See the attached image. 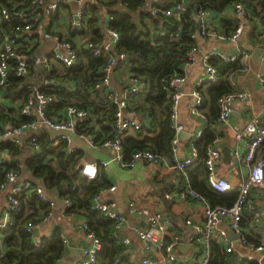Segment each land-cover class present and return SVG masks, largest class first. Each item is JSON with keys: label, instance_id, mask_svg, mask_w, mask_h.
Here are the masks:
<instances>
[{"label": "built area", "instance_id": "built-area-1", "mask_svg": "<svg viewBox=\"0 0 264 264\" xmlns=\"http://www.w3.org/2000/svg\"><path fill=\"white\" fill-rule=\"evenodd\" d=\"M103 0H23L20 4L0 5V21L3 23L0 27V89L4 87L7 77L10 74L16 77H24L31 69V63L21 53L18 43L25 40L23 36L29 33L33 26L37 24L43 16H49L54 13L62 2H74L77 5L72 14L73 26L83 27L87 25L88 12L93 7H97ZM152 0L151 5L142 10L152 15L162 17H172L177 22L181 20L182 14L189 10L190 23L193 26L189 38L197 40V37H216L236 43L242 30L243 23L238 21L236 26L227 35H220L211 28L208 22L211 10L196 4L193 0ZM164 2V3H163ZM230 5L231 14L236 18H244L248 14V9L241 2H232ZM112 19L110 15L109 20ZM264 26V20H263ZM181 29L180 24L176 25L175 31L170 34L171 37H177ZM111 36L110 43L98 45L94 42H87L85 48L93 56H99L102 52L107 54L106 61L102 66L103 75L95 80L89 86L96 94L99 93L109 82V74L118 65L122 64L130 69V57L124 52H114V47L119 40V32L109 27ZM52 36L56 40V49L53 51L52 58L62 63L66 68L74 66L78 58V49L71 41L44 33V37ZM260 39H264V32L259 34ZM198 46L195 43L186 53V62L191 63L195 60V54ZM112 50V51H111ZM138 55V54H137ZM212 57H217L225 64H234L237 61L249 58V52L243 48L235 47V50L226 52L206 53L202 57V63L206 70L203 76L198 80V84H211L218 80L217 67L210 62ZM182 65V66H183ZM185 76L182 72H174L169 78L165 79L161 88L167 96L168 103V123L172 131L170 140L171 156L167 157L159 152L150 149H138L132 151L128 157H125V150L122 144L123 137L130 131L139 130L142 124L128 115H135L134 110H129L128 99L118 96L109 91L105 95L106 100L113 108L111 117L103 120L97 117L84 106L77 104H65V117L55 119L48 115V109L63 101L62 86L55 80H44L42 86L26 85L27 93L23 104L19 108L20 121L11 127L0 129V141L10 139L14 144L20 143L19 136L25 130H31L33 133L40 128H47L56 132L53 139L61 140L65 143V149L71 143L73 136H78L86 144L93 148L109 147L113 151V161L121 168H133L137 163L157 164L162 163L168 169L177 170L180 174V183L175 196L180 200H196L201 205V218L197 221L186 219L185 224L190 227L191 233L186 240L170 232V219L160 211H152L148 208L138 206L133 200H130L126 207L128 214L138 218L147 224V227L134 226L132 231L136 238L142 244L144 255L138 264H181L182 258L175 251L177 246L188 244L189 253L186 258L191 264H209L211 259L212 242L217 243L224 252H234L232 242L226 238L227 230L221 228L226 224L228 230L237 236L238 243L249 250L259 252L264 256V245L256 244L245 236L242 231L241 222L245 217L257 221L262 212L255 208L250 201L248 194L252 187L264 185V152H261L264 145V122L260 121L259 114H252L243 129L236 134L237 138L245 137L246 151L243 156L234 152L235 158L245 164L247 167V176L240 182L235 200L230 205L211 204L201 193L196 191L190 181L187 167L197 158V150L194 146L190 152L183 158L177 157V145L179 143V134L183 126L179 123V102L184 93L180 85L184 82ZM259 81L264 84V77L259 76ZM46 88H50L47 90ZM146 88V82L143 78L128 75L126 90L130 96H138ZM250 93L243 86H235L233 89L219 95L216 100L217 116L216 123L227 125L229 118L233 113L235 102L250 100ZM1 105V98H0ZM203 98L199 90L192 92V99L189 102V112L192 115H198ZM264 111V101L261 104V111ZM93 123L101 121L102 124L108 123L110 126V137L105 140H96L93 133L84 129L79 124L87 120ZM96 122V123H97ZM200 133V132H199ZM30 143L35 150L33 158L43 159L45 163H50L54 158L49 154H43L39 141L35 134L30 137ZM221 157L220 151L213 147H207L204 153L203 165L211 189L218 193H225L231 189L230 183L226 178L219 176L216 171V165ZM6 164L0 178V190L6 192V206L0 218V262L5 256L8 246L5 243L7 236L6 230L9 227L16 226L19 222V214L22 215L21 197L29 194L34 195L40 202L48 204L49 208L53 205L49 201L40 187H34L30 182L19 178L20 164L14 161H0ZM103 165V164H102ZM81 176L92 180L97 175V165L83 164L77 170ZM114 186L108 190H113ZM106 189L100 188L91 199V209L100 212L105 218L113 223V228L118 231L125 221V216L117 210L114 201H104L100 199L101 193ZM173 195H165V198H172ZM65 206L71 207L70 200L65 199ZM50 210L48 209L42 217L28 219L24 222V230L33 233V229L46 222ZM77 228L84 231L85 236L90 241L89 246L81 249L82 257L76 264H96L97 253L101 248L100 239L90 229L87 222L77 225ZM115 237V235H114ZM118 244L122 252L113 257V264H130L122 258V254H129L132 251L130 239H118ZM33 245L38 246L39 241L33 240ZM10 264H17L15 261Z\"/></svg>", "mask_w": 264, "mask_h": 264}, {"label": "crops", "instance_id": "crops-1", "mask_svg": "<svg viewBox=\"0 0 264 264\" xmlns=\"http://www.w3.org/2000/svg\"><path fill=\"white\" fill-rule=\"evenodd\" d=\"M142 1L141 11L147 9L152 3V0ZM163 1L172 2L171 0ZM21 2L23 0H10L9 5L20 4ZM108 2L110 0H103L99 6L91 8L87 15V25L83 27L73 26L72 24V14L76 10L77 5L74 2H62L54 13L49 16H43L33 26L32 30L23 36L25 40L19 42L18 47L22 50L21 53L31 63V69L27 75L21 77L22 80L19 88L22 95L19 98L11 99L5 97V86L0 89V129L11 127L20 121L18 112L27 93L26 85L42 86L46 79L60 82V85L63 87L62 91L64 92L66 90L68 97V101L63 100L65 103L62 102L61 104L49 107L47 113L50 117L55 119L65 117V104H83L82 106L89 108L91 112H93L91 108L93 107L92 104H96L99 107V111H95L96 113L93 112V115L97 117V120L99 118L103 120L107 108L98 105V103L100 99H104L106 106L109 107L110 104L106 100L105 95L107 92L112 91L118 96L128 99L130 104L129 110L135 111L134 116L128 115L130 118L136 119L142 126L149 124L150 118L138 107L144 101L145 90L134 97L130 96L126 90L128 75L130 74L129 68L118 64L109 74L108 85L100 90L98 94L87 84H83L84 90L81 92L78 91L77 93L75 91L78 82L76 77L66 76L68 68L52 58L53 51L57 45L56 40L52 36L44 37V33L47 32L52 35H58L71 41L78 50H86L85 44L87 42H94L98 45L110 43L109 24L111 20H109V17L110 15L112 16L113 11L120 9L116 6L108 5ZM252 5V10L247 7L248 14L244 18H236L233 16L230 5L221 11H211L207 20L211 28L220 35H227L233 30L227 31L223 20H232L235 22V26L238 21L243 23V30L238 40L236 43H233L216 37H197L196 44L198 49L195 54V60L183 65L180 69L181 72L183 71L185 79L180 85V89L184 95L179 102L178 121L183 126V130L179 134L177 157L181 159L188 155L191 147H195L194 143L199 139L202 132L205 129H210L214 135V140L209 146L218 149L221 154L215 171L230 183L231 189L229 191L236 192L238 191L240 182L248 173L245 164L239 162L234 156V152L243 156L246 151L245 137L237 138L236 134L243 129L252 114H259L260 121L264 122V111L260 112L261 104L264 101V84L259 81V76L264 77V39L259 38V34L264 32V10L257 3H252ZM1 25L3 23L0 21V27ZM91 27L94 28V31L91 30ZM236 46L247 50L249 52V58L237 61L231 66L229 72L231 87L229 90L235 86H243L250 93L251 97L250 100L234 103L233 113L227 125L217 124L215 121L217 105L212 101V97L208 93L210 84H198L199 78L203 76L206 70L202 63V57L206 53H230L235 50ZM255 48L261 50V53H258L256 57H252V52ZM212 58L222 62L217 57ZM46 89L50 90V88ZM195 90H199L203 98V105L198 115H192L189 112V102L192 99V92ZM107 116L108 114H106ZM88 121L92 128L91 132L96 140H105L110 137V126H108V123L102 124L101 121L93 123L89 119ZM133 133V131H130L123 138ZM32 134L36 135L38 141H52L54 140L53 137L56 136V132L47 128H40L34 133L31 130L23 131L19 136L20 143L18 145L14 144L10 139L1 140L0 161L18 162L20 164L19 178L30 182L34 187H40L46 198L53 203L49 208L48 204L40 202L37 198L30 199L29 194L21 197L22 215L30 216V219L42 217L48 209L50 210V215L46 222L34 228L37 229L38 234L34 235L32 233L33 240H38V237L41 236L47 237L53 230L59 229L63 251L57 264H76L82 257L81 249L90 244L84 231L77 228L79 223L85 222L86 220L79 210L72 207L73 202L69 197L61 195L63 191L67 190V186L59 185L56 188L46 187L40 178L33 176L28 166L29 159L33 158V154L35 153L29 140ZM222 148H229L228 159H224L221 151ZM65 151L67 155L74 154L76 156L72 171L79 170L83 164L97 165V175L92 180H96L99 184H104L102 188L106 189L101 193L100 199L114 201L117 210L125 216L124 223L114 235L117 241L124 237L130 239L132 251L129 254H122L123 260L127 263L138 264L144 255L142 244L134 235L132 228L134 226L147 227L146 223L128 214L126 205L130 200H133L138 206L148 208L152 211H160L167 216L171 221L170 232L174 235L177 234L184 240L191 233V229L185 224V220L197 221L201 218L202 208L198 201H183L175 196L180 183V174L177 170L168 169L162 163H137L130 169L121 168L113 161L114 153L111 148H93L78 136L72 137L71 143ZM261 152H264V145L262 146ZM49 162L53 165L55 164L54 159ZM5 165L0 162V178ZM193 167L194 165L192 167L190 166V168L187 167V169L191 170ZM201 173H206L204 165L195 174L200 175ZM82 178L84 179V177ZM111 186H114V189L110 191L108 189ZM77 190L80 195L83 194L82 189L77 188ZM169 194L173 195V197L165 198V195ZM5 197L6 192L0 190V218L6 206ZM248 197L255 208L262 212V215L257 221L250 217H245L241 222L242 231L248 240L256 244L264 245V185L252 187L249 190ZM65 199L71 201V207L65 206ZM220 227L227 230L226 238L232 242L234 254L237 257L243 258L253 264H264V256H261L259 252L249 250L239 244L237 236L228 230L226 224H222ZM175 251L182 258L180 260L182 262L181 264H191V261L186 258L189 253L188 244L184 243L182 246H177ZM121 252L122 248L119 253Z\"/></svg>", "mask_w": 264, "mask_h": 264}, {"label": "trees", "instance_id": "trees-1", "mask_svg": "<svg viewBox=\"0 0 264 264\" xmlns=\"http://www.w3.org/2000/svg\"><path fill=\"white\" fill-rule=\"evenodd\" d=\"M9 1L0 0V5H8ZM193 1L211 11H221L232 2H241L251 10L252 3H257L264 10V0ZM142 4V0H110L108 2V5L120 9L113 11L109 24L111 29L116 30L120 35L114 47V52L126 53L130 57V73L145 80L144 101L138 107L150 118L147 126H142L139 130L134 131L132 135L123 138L122 144L125 157L138 149H150L165 156H170L172 131L168 123L167 96L161 86L165 79L169 78L174 72H181L180 69L186 62V53L196 41L189 38V33L193 30L188 15L189 10L182 14L181 20L177 22L172 17H162L141 11ZM223 21L227 31L232 30L235 26V22L232 20ZM177 24L181 26L179 34L177 37H171L170 34L175 31ZM91 30L94 31V28L91 27ZM106 58L107 54L104 52L99 56H93L85 50H78L77 62L74 66L68 68L66 74V76H74L78 80L75 90L77 93L84 90L83 84L91 86L95 80L103 75L100 70H102ZM210 62L218 70V80L211 83L208 90L212 101L216 103L217 97L229 91L231 87L229 72L233 64H225L216 61L215 58H211ZM21 80V77H16L13 74L7 77L4 85L5 97L15 99L22 95L19 88ZM60 96L63 100L68 101L66 90L62 91ZM82 105L80 104V106ZM98 105L105 106L107 108L105 115L108 114V117H111L113 108L110 105L107 107L104 99H100ZM92 106L93 112L99 111L96 104H92ZM79 125L87 131L92 130L88 120ZM213 140L212 131L205 129L194 143L197 158L188 165V168L193 165L194 167L191 170L187 169V171L191 178L192 187L208 199L211 204L230 205L236 198V191L215 192L209 185L206 173L195 174L197 170L203 167L205 149L211 145ZM39 141L43 154H50L54 158L55 164L45 163L42 158L29 159L28 166L33 176L40 178L46 187L67 186V190L63 191L61 195L69 197L73 202L72 207L80 211L90 229L100 239L101 248L97 253L96 264H113L114 255L121 251L114 237L113 223L90 207L91 199L98 189L104 187V184H99L96 180L83 179L77 171H72L76 156L74 154L67 155L65 143L61 140ZM77 188L82 189V195L79 194ZM29 198L36 197L31 194ZM19 216L17 225L6 230L5 243L8 250L0 264H10L13 261L17 264H57L63 251L59 229L53 230L47 237H38L39 244L34 246L32 243L33 234L26 232L23 227L24 222L30 216L21 214ZM210 248L211 259L209 264H253L237 257L234 252H224L215 242L211 243Z\"/></svg>", "mask_w": 264, "mask_h": 264}, {"label": "water", "instance_id": "water-1", "mask_svg": "<svg viewBox=\"0 0 264 264\" xmlns=\"http://www.w3.org/2000/svg\"><path fill=\"white\" fill-rule=\"evenodd\" d=\"M258 53H261V50H259L258 48H255L253 50V52H252V57H256ZM28 83H30V82H28ZM221 151H222V154H223L224 159H228L229 158V151H230L229 148L228 149L227 148H222ZM33 233H34V235H37L38 234L37 229H34L33 230Z\"/></svg>", "mask_w": 264, "mask_h": 264}, {"label": "bare ground", "instance_id": "bare-ground-1", "mask_svg": "<svg viewBox=\"0 0 264 264\" xmlns=\"http://www.w3.org/2000/svg\"><path fill=\"white\" fill-rule=\"evenodd\" d=\"M84 179H87L86 177H84Z\"/></svg>", "mask_w": 264, "mask_h": 264}]
</instances>
